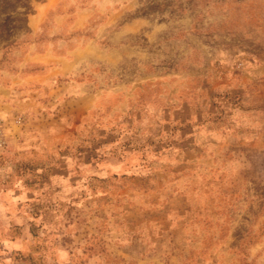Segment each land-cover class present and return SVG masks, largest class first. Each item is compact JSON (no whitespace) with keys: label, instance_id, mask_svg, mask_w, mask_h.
Here are the masks:
<instances>
[{"label":"rangeland","instance_id":"rangeland-1","mask_svg":"<svg viewBox=\"0 0 264 264\" xmlns=\"http://www.w3.org/2000/svg\"><path fill=\"white\" fill-rule=\"evenodd\" d=\"M123 1L0 0L5 136L43 150L6 145L0 165H120L81 199H33L31 233L47 228L67 264H264V0L107 10ZM123 161L139 171L122 176Z\"/></svg>","mask_w":264,"mask_h":264},{"label":"crops","instance_id":"crops-1","mask_svg":"<svg viewBox=\"0 0 264 264\" xmlns=\"http://www.w3.org/2000/svg\"><path fill=\"white\" fill-rule=\"evenodd\" d=\"M130 1L131 0H127L126 2L123 1L118 8H109L107 10L109 12H122L126 9L129 11ZM128 24L129 22L123 23L121 27L128 26ZM52 72L51 69L48 78L54 76ZM42 77L45 79V75ZM18 79L21 81L19 85L17 84L20 89L16 91L23 89L19 92L20 95L26 96V102L31 103L34 101V89H25V87L30 84L28 82L24 83L26 78L21 79L18 77ZM13 82L14 80L12 83ZM6 89L10 90L8 87H6ZM2 90V93L5 92V89ZM213 128V123L211 121L207 122V125L204 126L202 131H198L197 129L194 131L197 130L200 132L199 135L204 134L209 137H214L215 131ZM179 134L180 136L176 137L177 140L175 139L176 147L173 146L171 149L173 151L170 152V155L174 157L175 160L180 154L183 156L189 150V144L185 142V140L188 139V133L183 132ZM178 137L183 144L180 145ZM16 140L18 141L20 138L6 136V145L8 149L5 150V153H9V156L14 154V151H17L11 150V147H9L11 142L15 144ZM41 152H43V150L39 147L24 149L23 143L17 151V154L19 156L25 154L26 158L29 159L31 156H34L32 153L39 154ZM128 157L129 156L126 158ZM109 160L110 159H105L104 165L100 166L92 162L84 164L73 163V160L70 159L51 166L42 165L40 167H29L27 170L14 165H11V168L7 169V164L0 165V259L9 260L14 256L25 259V261L20 260L21 262H10L9 260V263L2 262V264H67L63 245H61L59 241L54 244L43 242L46 234L45 232L48 233L47 228L40 227L36 229L38 237L40 236L39 241H37L36 236L31 233L30 228L33 229V222L31 221L33 218V216L31 217V211L33 209L32 200L65 199L67 195L66 189L71 192L72 195H77L76 198L81 199L80 189H82V187H87V185L91 184V181L96 178H114L115 174L117 175L120 170V165L112 163V161ZM123 165H125V161H123ZM125 171L126 172H123L122 170V176L131 177V173L138 172L139 168L127 165ZM39 173H44L45 175L38 177ZM125 173H127V175H123ZM179 180L180 182H188V177H183ZM177 181L178 180L175 182ZM183 187H188V184H185ZM92 198L93 197L90 195L89 199ZM30 259H32V261H30ZM77 264L81 263L79 262ZM133 264L140 263L138 261Z\"/></svg>","mask_w":264,"mask_h":264},{"label":"built area","instance_id":"built-area-1","mask_svg":"<svg viewBox=\"0 0 264 264\" xmlns=\"http://www.w3.org/2000/svg\"><path fill=\"white\" fill-rule=\"evenodd\" d=\"M4 122H3V118L0 117V151L2 149H4V147L6 146V136H5V132H4Z\"/></svg>","mask_w":264,"mask_h":264}]
</instances>
